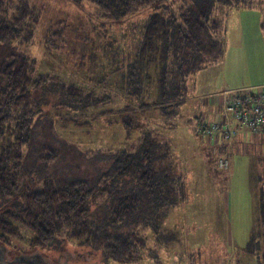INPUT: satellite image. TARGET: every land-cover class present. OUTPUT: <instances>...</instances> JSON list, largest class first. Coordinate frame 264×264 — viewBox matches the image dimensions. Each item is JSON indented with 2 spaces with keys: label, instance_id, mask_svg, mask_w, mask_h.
Here are the masks:
<instances>
[{
  "label": "rangeland",
  "instance_id": "374dc122",
  "mask_svg": "<svg viewBox=\"0 0 264 264\" xmlns=\"http://www.w3.org/2000/svg\"><path fill=\"white\" fill-rule=\"evenodd\" d=\"M2 1L15 8L22 0ZM181 1L184 0H176L173 7ZM31 2L42 16L33 43L28 47L18 42L0 43V63L12 54L25 53L32 61L34 75L56 78L55 82H49L33 92L35 97L44 101V107L35 118L31 139L24 149L25 169L29 174L25 185L41 188L44 179L50 177L59 182L87 180L94 186L110 172L120 149L134 144L146 131L151 132L158 136L160 154L165 156L157 160V165L161 169L169 168L177 185L185 184L183 199L170 208L162 225V236L155 233L150 225H143L145 219L151 224V216L157 214L154 215L150 203L145 202L138 217L129 220L132 225L139 221L141 234L148 243L147 249L138 253L140 260L127 264H223L228 256L236 260L237 255L241 264H258L254 257L248 258L245 247L255 224L258 202V207H264V178L261 181L264 177V137L253 136L255 144L244 137L245 144L240 145L243 155H235V139L230 147L232 165L221 169L217 167L213 150L203 152L202 139L196 131L199 132L197 118L202 112H208L206 120L216 116L223 90L250 87L254 72L264 73V66L253 71L246 55L247 44H243L248 42L249 36H253L254 42L258 39L264 43V27L261 25V32L256 31L250 16V9L254 7L260 9L261 18H264V0H227V4L217 3L214 6L222 22L217 33L221 41L219 53L213 62L197 72L195 80L190 83L187 102L179 108L176 116L165 118L159 109L142 112L136 108L133 116L136 115L135 119L145 125L130 136L117 112L135 101L132 98L129 101L122 88L125 87L123 76L130 63L124 57L112 61L107 51L113 43L123 55L130 54L128 57L132 61L140 32L152 8L114 21L98 18V10L91 2ZM245 10H248L247 15ZM60 23L68 31L70 47L62 53L50 52L44 44L46 31ZM259 59L257 61L260 62ZM70 83H78L84 88V94H91L99 101H88L85 107L80 105V108L68 107L71 102L66 89ZM107 111L115 112L93 118ZM70 118L78 122L90 121V124L84 126L66 121ZM46 150L58 154L50 164L41 160ZM129 184L134 183L129 180ZM261 187L263 192L258 196ZM128 189L136 190V186ZM14 206L16 204L12 201L0 200L2 210ZM106 210L104 204L93 206L90 217L106 222ZM178 222L180 226H177ZM26 238L15 239L10 246L16 249L30 247ZM52 247L56 250L87 251L92 259H99L105 264H121L107 262L101 251L81 244L77 239L64 237Z\"/></svg>",
  "mask_w": 264,
  "mask_h": 264
},
{
  "label": "trees",
  "instance_id": "16d2710c",
  "mask_svg": "<svg viewBox=\"0 0 264 264\" xmlns=\"http://www.w3.org/2000/svg\"><path fill=\"white\" fill-rule=\"evenodd\" d=\"M74 1L94 4L98 18L102 20H124L152 8L140 32L132 61L128 57L130 54L123 55L113 43L107 51L112 61L124 57L130 63L123 76L125 87L122 88L127 99L135 101L117 111L129 136L145 125L135 119L136 115L133 116L136 108L142 112L159 109L165 118L176 116L179 108L187 102L190 83L195 80L197 72L213 62L220 51L221 41L217 33L222 22L214 6L227 4V0H184L177 7H173L176 0ZM8 5L0 0V43L18 42L30 46L42 17L40 10L31 0H22L15 8ZM67 36L68 31L61 23L49 27L44 39L45 48L62 53L70 47ZM32 67V61L25 53L12 54L0 63V200L16 204L13 208L0 209V237L9 244L27 237L28 244L38 248L50 247L67 237L101 251L107 262L127 264L139 261L138 253L147 249L148 241L141 234L139 221L132 225L129 220L138 217L145 202L150 203L154 215L157 214L151 216V224L145 219L143 225H150L162 236V225L170 208L182 202L185 184L177 185L169 168L158 167L157 160L165 157L159 151L161 143L158 136L146 131L134 144L118 151L110 172L94 186L87 180L59 182L50 177L44 179L41 188L26 186L29 174L25 169L24 149L31 139L35 118L44 107V101L35 97L33 92L56 81L51 75H34ZM66 90L71 102L68 107L80 108L88 101H99L91 94H84V88L78 83H70ZM113 112H101L93 118ZM218 112L209 120H206L208 112L207 116L202 112L197 123L215 120ZM66 121L84 126L90 124V121L78 122L74 118ZM199 132L196 131L202 139L203 152H207L209 143ZM244 137L241 134L236 138L235 155L244 154L240 147L245 144ZM258 137L262 139L264 134ZM246 138L257 143L250 134ZM57 156L53 150H46L41 160L50 164ZM129 180L134 184L130 185ZM134 185L136 190L128 189ZM262 187L258 196L263 192ZM103 204L107 208L106 222L90 217L92 207ZM258 205L259 202L245 250L248 258L254 257L258 264H264V207ZM180 225L178 222L177 226ZM25 231L28 232L26 236ZM151 253L156 254L155 251Z\"/></svg>",
  "mask_w": 264,
  "mask_h": 264
},
{
  "label": "built area",
  "instance_id": "2783aa9c",
  "mask_svg": "<svg viewBox=\"0 0 264 264\" xmlns=\"http://www.w3.org/2000/svg\"><path fill=\"white\" fill-rule=\"evenodd\" d=\"M220 95L217 118L199 124V131L216 154L217 167L228 169L233 160L230 147L239 135L264 134V86L225 90Z\"/></svg>",
  "mask_w": 264,
  "mask_h": 264
},
{
  "label": "flooded vegetation",
  "instance_id": "af4514ba",
  "mask_svg": "<svg viewBox=\"0 0 264 264\" xmlns=\"http://www.w3.org/2000/svg\"><path fill=\"white\" fill-rule=\"evenodd\" d=\"M5 248L2 251V248ZM2 257V259H1ZM4 259V261H3ZM0 264H105L99 259H92L87 251H71L36 248L34 246L16 249L5 243L0 237Z\"/></svg>",
  "mask_w": 264,
  "mask_h": 264
},
{
  "label": "crops",
  "instance_id": "0c3cea01",
  "mask_svg": "<svg viewBox=\"0 0 264 264\" xmlns=\"http://www.w3.org/2000/svg\"><path fill=\"white\" fill-rule=\"evenodd\" d=\"M245 11H246V15H247L248 10H245ZM259 11H260V9H258V8H254V7L251 8L250 9V16H252L251 18H252V21L254 23V27H255L256 31L261 32L260 26L262 25L261 21H263V19L261 18L262 14ZM243 44H245V45L247 44L246 47H248V51H247L246 55H247L248 60H249V65L251 64L253 69H254L253 71H255L257 69V67L264 66V43L258 39H257V41L254 42L253 36H249L248 42H246V43L243 42ZM258 58H260L259 59L260 62L257 61ZM261 60H263V63L261 62ZM256 62H259V63H256ZM250 82L252 83L251 84L252 86L263 85L264 84V73L263 74H257L256 72H254L253 78ZM237 88H239V87H237ZM225 90H231V89H225ZM225 90H223V91H225ZM211 113H213V115H214V111H212ZM233 167H234V163H233L232 168ZM239 251H240V249H239ZM241 254L242 253L240 252V256H241ZM225 259L226 260L222 262L223 264H233L234 263V262H232V260H234V258H230V256H228ZM238 260H239V257L237 255L236 260H234L235 264H241L238 262Z\"/></svg>",
  "mask_w": 264,
  "mask_h": 264
},
{
  "label": "water",
  "instance_id": "95a60500",
  "mask_svg": "<svg viewBox=\"0 0 264 264\" xmlns=\"http://www.w3.org/2000/svg\"><path fill=\"white\" fill-rule=\"evenodd\" d=\"M4 249H5V248L3 247L1 252H4V251H3ZM1 259H2V257H1ZM3 261H4V259H3Z\"/></svg>",
  "mask_w": 264,
  "mask_h": 264
}]
</instances>
